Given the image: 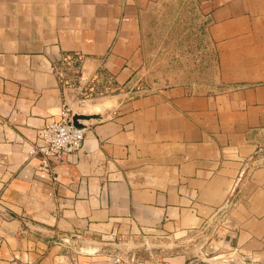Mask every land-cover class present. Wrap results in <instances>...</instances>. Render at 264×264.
<instances>
[{
	"label": "crops",
	"instance_id": "obj_1",
	"mask_svg": "<svg viewBox=\"0 0 264 264\" xmlns=\"http://www.w3.org/2000/svg\"><path fill=\"white\" fill-rule=\"evenodd\" d=\"M199 2L221 89L124 101L43 170L28 151L65 104L56 65L129 82L140 2L0 0V264H112L64 243L113 234L158 237L168 264H264V0Z\"/></svg>",
	"mask_w": 264,
	"mask_h": 264
},
{
	"label": "rangeland",
	"instance_id": "obj_2",
	"mask_svg": "<svg viewBox=\"0 0 264 264\" xmlns=\"http://www.w3.org/2000/svg\"><path fill=\"white\" fill-rule=\"evenodd\" d=\"M139 2V68L129 82L115 83L98 68L89 73L83 69V80L65 85V105L71 109L73 115L99 118L81 120L83 124L109 118L115 114L117 106L122 102L160 89L184 86L190 94H213L222 87L216 83L215 49L205 38V13L199 0ZM259 152L264 157V149L261 148ZM157 241L158 237L147 243L144 238L137 242L117 235L111 240L79 238L63 243L79 252L91 247L96 249L95 254L108 256L128 246L140 247L144 244L143 247L148 245L156 248ZM135 250L142 249H132ZM205 263L246 264L230 255L218 259L210 258Z\"/></svg>",
	"mask_w": 264,
	"mask_h": 264
},
{
	"label": "built area",
	"instance_id": "obj_3",
	"mask_svg": "<svg viewBox=\"0 0 264 264\" xmlns=\"http://www.w3.org/2000/svg\"><path fill=\"white\" fill-rule=\"evenodd\" d=\"M55 68L59 83L63 87L68 82L84 79L83 59L80 55L62 57ZM72 116L71 109L64 104L60 116L43 126L37 141L30 147L29 156L37 158L43 170H52L63 158L82 149L88 126L80 121H78L79 125H75ZM143 245L128 246L108 256L112 264H168L161 254L152 251L150 246L143 247ZM138 248H141L146 255L143 256L139 252L142 250L132 251Z\"/></svg>",
	"mask_w": 264,
	"mask_h": 264
},
{
	"label": "water",
	"instance_id": "obj_4",
	"mask_svg": "<svg viewBox=\"0 0 264 264\" xmlns=\"http://www.w3.org/2000/svg\"><path fill=\"white\" fill-rule=\"evenodd\" d=\"M87 119H99V118H97V117L87 118V117L78 116V115H75V114L72 116V120L75 123V125H79L78 124L79 123L78 121L87 120Z\"/></svg>",
	"mask_w": 264,
	"mask_h": 264
},
{
	"label": "bare ground",
	"instance_id": "obj_5",
	"mask_svg": "<svg viewBox=\"0 0 264 264\" xmlns=\"http://www.w3.org/2000/svg\"><path fill=\"white\" fill-rule=\"evenodd\" d=\"M93 252H95V251H93Z\"/></svg>",
	"mask_w": 264,
	"mask_h": 264
}]
</instances>
